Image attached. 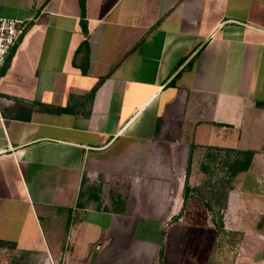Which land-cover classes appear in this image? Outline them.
<instances>
[{"label":"crops","instance_id":"obj_1","mask_svg":"<svg viewBox=\"0 0 264 264\" xmlns=\"http://www.w3.org/2000/svg\"><path fill=\"white\" fill-rule=\"evenodd\" d=\"M0 17L30 25L0 83V264H264V0Z\"/></svg>","mask_w":264,"mask_h":264},{"label":"built area","instance_id":"obj_2","mask_svg":"<svg viewBox=\"0 0 264 264\" xmlns=\"http://www.w3.org/2000/svg\"><path fill=\"white\" fill-rule=\"evenodd\" d=\"M29 27L23 20L0 17V83Z\"/></svg>","mask_w":264,"mask_h":264},{"label":"trees","instance_id":"obj_3","mask_svg":"<svg viewBox=\"0 0 264 264\" xmlns=\"http://www.w3.org/2000/svg\"><path fill=\"white\" fill-rule=\"evenodd\" d=\"M9 63H8V65H9ZM8 65H7V67H8ZM95 90H93V93L95 92ZM232 153L234 154L235 157H234L233 162L230 165H227L228 166L227 168L232 172V175L235 176L239 171L246 170L249 167L250 162H251V158H252L254 152H252V151L242 152V151L232 150ZM246 155H247V157H245ZM189 191H190V188L186 187V195Z\"/></svg>","mask_w":264,"mask_h":264},{"label":"rangeland","instance_id":"obj_4","mask_svg":"<svg viewBox=\"0 0 264 264\" xmlns=\"http://www.w3.org/2000/svg\"><path fill=\"white\" fill-rule=\"evenodd\" d=\"M234 156V155H233ZM223 165L222 164H220V165H217L216 167H215V171H216V173L217 174H221V175H223Z\"/></svg>","mask_w":264,"mask_h":264}]
</instances>
